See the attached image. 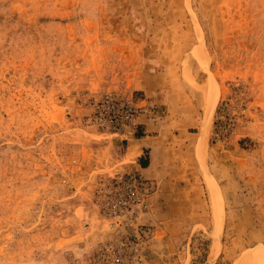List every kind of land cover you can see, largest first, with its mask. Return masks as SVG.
<instances>
[{
    "label": "rangeland",
    "instance_id": "374dc122",
    "mask_svg": "<svg viewBox=\"0 0 264 264\" xmlns=\"http://www.w3.org/2000/svg\"><path fill=\"white\" fill-rule=\"evenodd\" d=\"M158 84L150 108L190 188L160 209L150 256L151 209L120 232L101 215L114 171L92 145L109 136L82 120L108 92L141 112ZM124 235L128 264L264 256V0H0V264H103Z\"/></svg>",
    "mask_w": 264,
    "mask_h": 264
},
{
    "label": "crops",
    "instance_id": "0c3cea01",
    "mask_svg": "<svg viewBox=\"0 0 264 264\" xmlns=\"http://www.w3.org/2000/svg\"><path fill=\"white\" fill-rule=\"evenodd\" d=\"M147 91L146 99L140 103L135 134L126 140L107 136L92 147L99 161L95 168L108 166L113 174H136L147 188L151 204L147 220L154 228L150 231L153 238L149 254L152 256L160 254V209H172L174 202L184 205L183 192L190 187L182 184L178 178L181 174L173 171L172 152L165 139L167 118L160 120V112L155 115L156 110L150 108L157 106L160 109V86L147 85Z\"/></svg>",
    "mask_w": 264,
    "mask_h": 264
},
{
    "label": "built area",
    "instance_id": "2783aa9c",
    "mask_svg": "<svg viewBox=\"0 0 264 264\" xmlns=\"http://www.w3.org/2000/svg\"><path fill=\"white\" fill-rule=\"evenodd\" d=\"M87 106L90 112L82 120L84 128L113 139L126 140L135 134L140 108L132 96L108 92L89 98ZM149 195L142 180L130 173L107 174L95 190L101 215L114 232L126 231L128 226L137 224L151 209ZM112 245L108 243L104 248L103 264H128L141 255L139 245L129 235L118 239L116 246Z\"/></svg>",
    "mask_w": 264,
    "mask_h": 264
},
{
    "label": "bare ground",
    "instance_id": "6f19581e",
    "mask_svg": "<svg viewBox=\"0 0 264 264\" xmlns=\"http://www.w3.org/2000/svg\"><path fill=\"white\" fill-rule=\"evenodd\" d=\"M263 254L258 251L252 256L246 257L240 264H264Z\"/></svg>",
    "mask_w": 264,
    "mask_h": 264
}]
</instances>
